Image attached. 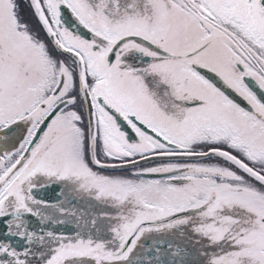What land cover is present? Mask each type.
Wrapping results in <instances>:
<instances>
[{
    "label": "snow or ice",
    "instance_id": "1",
    "mask_svg": "<svg viewBox=\"0 0 264 264\" xmlns=\"http://www.w3.org/2000/svg\"><path fill=\"white\" fill-rule=\"evenodd\" d=\"M0 264H264V0H0Z\"/></svg>",
    "mask_w": 264,
    "mask_h": 264
}]
</instances>
